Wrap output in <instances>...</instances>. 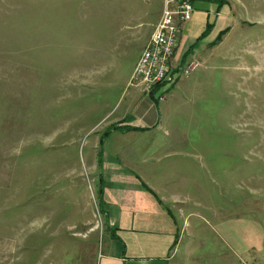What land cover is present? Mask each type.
Instances as JSON below:
<instances>
[{"label": "rangeland", "instance_id": "1", "mask_svg": "<svg viewBox=\"0 0 264 264\" xmlns=\"http://www.w3.org/2000/svg\"><path fill=\"white\" fill-rule=\"evenodd\" d=\"M227 1L212 47L185 63L174 51L160 129L103 148L143 169L165 143L146 166L181 223L175 264H264V0ZM162 4L0 0V264H94L98 139Z\"/></svg>", "mask_w": 264, "mask_h": 264}, {"label": "crops", "instance_id": "2", "mask_svg": "<svg viewBox=\"0 0 264 264\" xmlns=\"http://www.w3.org/2000/svg\"><path fill=\"white\" fill-rule=\"evenodd\" d=\"M190 2L194 8L193 14L182 25L175 49V58L181 62L183 58L188 62L191 58L200 57L232 23L227 0ZM207 25L211 26V30L203 36ZM167 82L171 80L160 83V87ZM155 87L150 91L132 87L134 90L128 93L126 102L117 101L104 117L106 130L110 132L102 144L101 136L98 139L101 153L99 155L98 151L96 154V165L98 167L100 161L101 166L97 168L98 186L101 189L106 229L95 242L94 264H175L181 241V223L152 188L151 183L161 179L160 173L146 166L149 162L159 164L161 156L156 155L159 149L165 148V143L156 141L160 147L155 146V156L147 157L143 169L139 160L136 163L131 161L129 152L121 154L119 148L109 159L103 157L107 139L113 140L118 147L123 141L129 144V139L136 135L142 138L160 129V114L155 98V92L159 89L154 90ZM164 100L163 97L159 98L161 102ZM127 148L129 150V146ZM100 241L102 245L98 248Z\"/></svg>", "mask_w": 264, "mask_h": 264}, {"label": "built area", "instance_id": "3", "mask_svg": "<svg viewBox=\"0 0 264 264\" xmlns=\"http://www.w3.org/2000/svg\"><path fill=\"white\" fill-rule=\"evenodd\" d=\"M193 10L190 0H163L161 15L132 69L127 87L150 91L168 79L179 31L191 19ZM198 66L196 62L186 64L183 75L188 77Z\"/></svg>", "mask_w": 264, "mask_h": 264}, {"label": "trees", "instance_id": "4", "mask_svg": "<svg viewBox=\"0 0 264 264\" xmlns=\"http://www.w3.org/2000/svg\"><path fill=\"white\" fill-rule=\"evenodd\" d=\"M211 30V26L210 25H207V29H206V32L204 33V35L203 36H205L209 31ZM161 86V84H158V85H156V87L154 88V90L155 89H157L158 87H160ZM109 130H106L105 132H104V134L101 136V138H100V143L102 144V142H103V140L105 139V137H107L108 135H109ZM100 150H99V155H100ZM101 165H100V161H98V167H100ZM100 170V169H99ZM97 197H98V209H99V212L100 213H102L103 214V210H102V201H101V189H100V185L98 186V189H97Z\"/></svg>", "mask_w": 264, "mask_h": 264}]
</instances>
